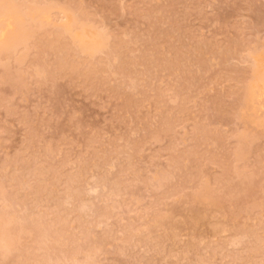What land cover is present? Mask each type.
<instances>
[{"label": "rangeland", "instance_id": "374dc122", "mask_svg": "<svg viewBox=\"0 0 264 264\" xmlns=\"http://www.w3.org/2000/svg\"><path fill=\"white\" fill-rule=\"evenodd\" d=\"M0 264H264V0H0Z\"/></svg>", "mask_w": 264, "mask_h": 264}]
</instances>
